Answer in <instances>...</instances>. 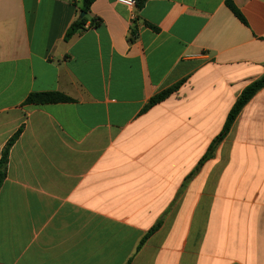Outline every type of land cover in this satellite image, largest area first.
I'll return each instance as SVG.
<instances>
[{
    "label": "crops",
    "instance_id": "0c3cea01",
    "mask_svg": "<svg viewBox=\"0 0 264 264\" xmlns=\"http://www.w3.org/2000/svg\"><path fill=\"white\" fill-rule=\"evenodd\" d=\"M82 1L0 0V156L21 130L0 188V264H264V88L186 189L192 171L143 187L129 147L167 98L142 113L149 100L180 82L217 136L264 75V0H229L244 24L228 0H94L64 41ZM46 92L72 102L24 104Z\"/></svg>",
    "mask_w": 264,
    "mask_h": 264
},
{
    "label": "rangeland",
    "instance_id": "374dc122",
    "mask_svg": "<svg viewBox=\"0 0 264 264\" xmlns=\"http://www.w3.org/2000/svg\"><path fill=\"white\" fill-rule=\"evenodd\" d=\"M183 100L179 88L155 114L138 124L139 135L129 146L135 152L132 156L138 164L137 174L143 178L142 181L146 180L143 187H148V190L160 181L163 174L168 175L171 187L176 185L184 174L195 169L202 157L200 153L215 138L204 131L205 121H200L205 116L204 109L196 112L197 109L191 110L192 106L184 108ZM191 179L185 183V189ZM175 199L169 202V209L175 208ZM132 217L137 223L145 219L143 215Z\"/></svg>",
    "mask_w": 264,
    "mask_h": 264
},
{
    "label": "trees",
    "instance_id": "16d2710c",
    "mask_svg": "<svg viewBox=\"0 0 264 264\" xmlns=\"http://www.w3.org/2000/svg\"><path fill=\"white\" fill-rule=\"evenodd\" d=\"M135 1V9L140 10L146 3V0H134ZM94 2V0H83L81 5L80 13L83 12L84 16L80 17L77 16L75 21L70 25L69 29L65 31L64 34V41L69 40L75 33L80 32L84 30L85 24L87 22L86 14L89 11V6ZM227 6L229 7V10L233 14L235 18H237L241 23H245L243 17L240 15V13L235 9L236 7L231 3V1H226ZM91 25H99V20L96 18H91ZM182 83H178L176 85H173L169 88L164 89L163 91L159 92L155 96H153L149 102L146 104V106L143 108L142 113L146 112L147 110H150L155 105L163 102L166 98H168L173 92H176L180 87ZM264 88V75H262L258 80L253 81L248 86H246L237 97L236 101L234 102L231 110L228 112V115L225 118V121L223 123V126L220 130V132L215 136V138L212 140L211 143H209L204 155L202 158L197 162V165L195 169L192 170L189 176L185 178V181H187L196 170L201 168L203 164L208 161L212 154L217 147L219 143L223 141V139L226 137V135L229 133V130L231 128V125L233 124L236 116H238L239 112L243 108V106L248 102V100L253 96L255 92L258 90H261ZM72 102V99L68 98L62 93L59 92H46V93H30L25 101L24 104H32L37 106H43L46 104H54V103H63ZM20 129L7 141L4 148L2 149L1 156H0V188L2 186V183L4 182L6 178V170H7V164H8V155L11 146L15 142L16 138L20 134ZM160 222H157L144 237L141 239L138 249L142 246L144 241L156 230V228L159 226Z\"/></svg>",
    "mask_w": 264,
    "mask_h": 264
},
{
    "label": "built area",
    "instance_id": "2783aa9c",
    "mask_svg": "<svg viewBox=\"0 0 264 264\" xmlns=\"http://www.w3.org/2000/svg\"><path fill=\"white\" fill-rule=\"evenodd\" d=\"M118 2L128 9H131V10L134 9V6H135L134 0H118Z\"/></svg>",
    "mask_w": 264,
    "mask_h": 264
},
{
    "label": "water",
    "instance_id": "95a60500",
    "mask_svg": "<svg viewBox=\"0 0 264 264\" xmlns=\"http://www.w3.org/2000/svg\"><path fill=\"white\" fill-rule=\"evenodd\" d=\"M83 16H84V13H83V12H81V13H80V17H83Z\"/></svg>",
    "mask_w": 264,
    "mask_h": 264
}]
</instances>
